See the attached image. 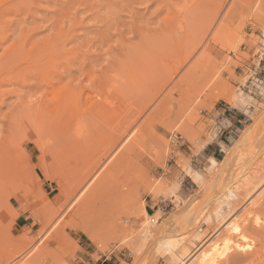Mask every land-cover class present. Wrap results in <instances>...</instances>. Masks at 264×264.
Returning a JSON list of instances; mask_svg holds the SVG:
<instances>
[{
  "label": "rangeland",
  "instance_id": "374dc122",
  "mask_svg": "<svg viewBox=\"0 0 264 264\" xmlns=\"http://www.w3.org/2000/svg\"><path fill=\"white\" fill-rule=\"evenodd\" d=\"M262 159L264 0H0V264H264Z\"/></svg>",
  "mask_w": 264,
  "mask_h": 264
},
{
  "label": "bare ground",
  "instance_id": "6f19581e",
  "mask_svg": "<svg viewBox=\"0 0 264 264\" xmlns=\"http://www.w3.org/2000/svg\"><path fill=\"white\" fill-rule=\"evenodd\" d=\"M104 108H102V107H95V111L96 112H99V111H102ZM108 110V109H107ZM73 117V115H71V114H65V115H63L62 116V118L60 119V122H59V124L62 126V127H64L63 125L64 124H66L68 121H71V118ZM69 123V122H68ZM66 126L68 127V124H66ZM178 135H175V136H173V138H172V140H173V142H175V143H178V137H177ZM254 162H256V161H254ZM260 162V164H261V166H262V168L260 169V173L259 174H257V175H255V177L257 178V185H259V184H262L263 182H264V159H262V160H260L259 161ZM257 165H259V164H257ZM264 184V183H263ZM264 186H262L261 188H263ZM257 198H261V207H262V209L264 210V188L262 189V191L257 195ZM252 200V199H251ZM162 206V204L161 205H159V207H158V211H160L161 213H163L162 212V210L160 209V207ZM144 214H145V212H143ZM142 214V213H141ZM147 215V214H146ZM146 215H144V216H146ZM142 216H143V214H142ZM143 216V217H144ZM143 217H141V219L143 218ZM147 218V217H146ZM144 219L145 218H143V220L142 221H144ZM179 219V218H178ZM158 220H159V218L158 219H156V218H152L151 219V221L152 222H158ZM190 221V220H189ZM146 223H147V221L145 220V223H144V226H143V228H145V226L147 227V225H146ZM172 223V222H171ZM177 223V222H176ZM251 221H249V220H245L244 221V224L243 225H241V226H239V225H235L232 229H230V232H231V230H232V233L233 234H235V235H237V236H233V234L232 233H230V235H232V237H230V238H225V240H224V243L222 244V246L221 247H219V245L217 244V243H213V244H211V243H209L208 242V240H205L204 241V243H206V242H208V244L210 245V248L208 247V250H202L201 251V254H199V258L197 259V263L198 264H232V262H240V261H243L244 262V260H247V259H250L252 256L254 257V255H255V246L256 245H253V243L255 244V242L256 241H253V240H251V238L249 237V235H248V232L250 231V229L251 230H255V231H258V230H260V229H258L257 230V228L255 227L254 228V222L253 223H251ZM167 224V223H166ZM165 224V225H166ZM173 224V223H172ZM171 224V225H172ZM187 224H188V221H187ZM186 224V225H187ZM234 224V223H233ZM232 224V225H233ZM259 224V223H258ZM170 225V226H171ZM174 225V224H173ZM186 225H185V227H186ZM255 225H256V223H255ZM261 225V224H260ZM258 226V225H257ZM262 226V225H261ZM260 227V226H259ZM142 228V229H143ZM227 228V227H226ZM262 229H263V231H264V226L263 227H261ZM142 229H140V230H142ZM149 229L150 228H147V231H149ZM144 230H146V229H144ZM170 230V229H169ZM174 230V229H173ZM151 232V231H150ZM169 232V231H168ZM180 232V231H179ZM153 233V232H152ZM182 233V232H181ZM217 233V232H216ZM215 233V234H216ZM259 233H261V234H263V232H261V230H260V232ZM140 234V233H139ZM155 234V233H154ZM172 234V233H171ZM175 234H176V232H175ZM179 234V233H178ZM190 234V233H189ZM149 235V234H148ZM185 235H187V233L185 234ZM182 237L184 236V234L183 235H181ZM209 236V235H208ZM150 237V236H149ZM235 237H237L236 238V240H233L232 238H235ZM262 237V236H261ZM264 237V236H263ZM145 238V237H144ZM151 238V237H150ZM157 238V237H156ZM171 238V237H170ZM181 238V237H180ZM184 238V237H183ZM160 240H161V238H159ZM158 239V240H159ZM206 239V238H205ZM209 239V238H208ZM184 241H185V238L183 239ZM182 240V241H183ZM202 240V239H201ZM253 243H252V242ZM159 242V241H158ZM179 243V242H178ZM189 243V242H188ZM181 244V243H180ZM207 244V245H208ZM178 245V244H177ZM185 245V244H184ZM205 246V245H204ZM179 247V246H178ZM178 247H176V248H178ZM175 248V247H174ZM184 248V247H183ZM186 248H188V246L186 247ZM199 249V248H198ZM176 250V249H175ZM190 249H188L187 251L185 250V252H186V254L187 253H189L190 251H189ZM175 252V251H174ZM174 252H172L173 253V256L172 257H174L175 258V254H174ZM184 251H182V253H183ZM184 252V253H185ZM198 253V252H197ZM180 254V253H179ZM193 254V253H192ZM257 254H258V252H257ZM260 254V253H259ZM175 255V256H174ZM185 255V254H184ZM183 255V256H184ZM29 256V255H28ZM196 256V255H195ZM198 257V255L195 257V258H197ZM254 259V258H253ZM253 259H251V261L253 260ZM191 260V259H190ZM193 261V260H192ZM248 261V260H247ZM250 261V262H251ZM249 262V261H248ZM136 263V262H135ZM247 263V262H246ZM252 263V262H251ZM251 263H248V264H251ZM186 264V263H185ZM238 264H240V263H238ZM243 264V263H242Z\"/></svg>",
  "mask_w": 264,
  "mask_h": 264
},
{
  "label": "built area",
  "instance_id": "2783aa9c",
  "mask_svg": "<svg viewBox=\"0 0 264 264\" xmlns=\"http://www.w3.org/2000/svg\"><path fill=\"white\" fill-rule=\"evenodd\" d=\"M167 208H168V205H166V204H162V206L160 207V209L162 210L163 213L166 211Z\"/></svg>",
  "mask_w": 264,
  "mask_h": 264
}]
</instances>
